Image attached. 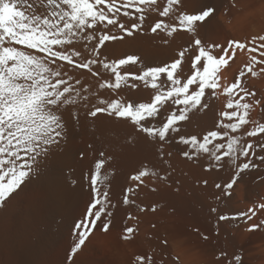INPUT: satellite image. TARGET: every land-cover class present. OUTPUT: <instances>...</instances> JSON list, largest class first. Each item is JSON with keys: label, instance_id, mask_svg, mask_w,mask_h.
Masks as SVG:
<instances>
[{"label": "bare ground", "instance_id": "6f19581e", "mask_svg": "<svg viewBox=\"0 0 264 264\" xmlns=\"http://www.w3.org/2000/svg\"><path fill=\"white\" fill-rule=\"evenodd\" d=\"M183 3L190 13L205 6L213 7L215 12L198 25L197 33L179 31L173 37L159 30L151 32L150 26L164 19L151 12L140 31L109 42L103 52L109 60L137 55L139 62L128 70L138 72L170 63L179 50L191 45L193 51L185 57L187 73L197 34L205 42L225 46L230 39L247 42L253 35L264 34V0ZM121 19L129 26L139 22L134 17ZM248 62L249 54L237 50L235 58L221 70V82H233ZM259 67L255 68L256 77L246 73L242 82L257 93L254 99H261L264 105V73H259ZM98 70L102 78H111L103 68ZM74 74L89 87V92L82 93L89 100L63 111L66 137L48 156L39 159V169L31 179L0 205V264H139L137 256H151V264H264V210L257 209L251 220L239 215L264 202V161L257 158L264 156V151L254 149L257 155L250 158L257 167L242 173L232 195L225 196L216 184L223 186L231 180L234 166L230 161L222 162L224 166L219 169L206 170L211 163L206 156L188 159L182 155L191 149L177 142L176 133L162 146L129 120L107 114L88 115L94 106H102L100 99L145 102L153 90L136 81L140 85L137 89L122 86L113 92L99 89L101 77H93L86 70ZM228 99L225 95L208 97L209 107L190 112L189 119L182 122L181 134L202 138L216 130L219 113L225 110ZM165 117L162 113L158 119ZM250 120L264 123V107H254ZM254 126L250 124L236 135L245 142L264 143V134L244 135ZM247 159L241 157L238 163ZM98 160H104L101 177H106L98 188L101 193L108 192L111 202L108 210L112 215L103 218V222H110L109 230L104 232L102 222H97L86 244L73 253L78 241L75 224L84 218L95 197L88 177ZM144 169L148 170L147 176L141 181L132 179ZM125 195L128 204L124 203ZM221 215L230 219L220 220ZM252 224L259 227L250 231ZM127 227L134 228V233L125 240ZM236 256L241 258L239 262Z\"/></svg>", "mask_w": 264, "mask_h": 264}, {"label": "snow or ice", "instance_id": "6c2138e0", "mask_svg": "<svg viewBox=\"0 0 264 264\" xmlns=\"http://www.w3.org/2000/svg\"><path fill=\"white\" fill-rule=\"evenodd\" d=\"M151 12L164 18L150 26L151 32L159 30L173 37L179 31L197 33L198 25L207 22L215 9L205 6L190 13L184 9L183 0H165L163 4L160 0H0V205L31 179L39 169V159L48 156L66 137L63 111L89 100L87 95H82L90 91L89 87L74 74L81 70L101 77L99 89L113 92L122 86L137 89L140 85L135 82L139 81L153 90L145 102L100 99L102 106H94L88 115L107 114L129 120L138 131L157 139L162 146L176 133L177 142L191 149L182 155L188 159L206 156L211 162L206 170L219 169L230 161L234 166L231 180L223 186L216 184L225 196L232 195L231 190L242 173L257 167L250 155H257L256 148L264 151V143L245 142L236 133L254 124L244 135L264 134V123L250 120V111L264 105L261 99H254L257 93L249 91L242 82L246 73L252 77L258 75L255 70L258 65L261 66L259 73H264V34L253 35L247 42L230 39L226 46L205 42L197 34L187 73L185 57L193 51L191 45L179 50L177 58L170 63L138 72L128 70L139 62L137 55L109 60L103 52L107 44L140 31ZM121 17H134L139 22L129 26ZM237 50L246 51L249 62L233 82L225 85L221 82V70L235 58ZM99 68L110 73L111 78H102ZM91 94L97 95L96 92ZM217 95L229 99L225 110L219 113L221 119L216 130L208 131L202 138L181 134L182 122L189 119V113L207 109L208 97ZM162 113H166V117L158 119ZM241 157L248 159L238 163ZM257 158L264 161V156ZM103 165L104 160H98L95 171L88 177L95 197L84 218L75 224L78 241L73 253L86 244L97 222H102L104 232L109 230L110 222H103L104 217L112 215L108 210L109 194L101 193L98 188L106 179L101 177ZM147 175L148 170L144 169L132 179L141 181ZM124 203H129L127 195ZM257 209L264 210V202L239 215L251 220ZM219 219L230 217L221 215ZM258 227L252 224L249 230ZM125 233L123 239H130L134 228L127 227ZM234 259L239 262L241 258ZM136 261L151 264L152 257L137 256Z\"/></svg>", "mask_w": 264, "mask_h": 264}]
</instances>
